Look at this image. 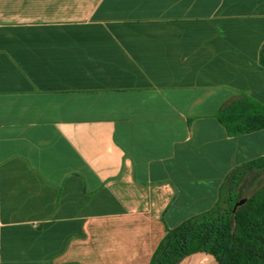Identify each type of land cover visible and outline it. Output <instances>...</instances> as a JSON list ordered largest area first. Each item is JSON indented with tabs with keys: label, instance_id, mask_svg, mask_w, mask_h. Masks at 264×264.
Listing matches in <instances>:
<instances>
[{
	"label": "crops",
	"instance_id": "obj_1",
	"mask_svg": "<svg viewBox=\"0 0 264 264\" xmlns=\"http://www.w3.org/2000/svg\"><path fill=\"white\" fill-rule=\"evenodd\" d=\"M264 0H0V264H149L264 154Z\"/></svg>",
	"mask_w": 264,
	"mask_h": 264
},
{
	"label": "trees",
	"instance_id": "obj_2",
	"mask_svg": "<svg viewBox=\"0 0 264 264\" xmlns=\"http://www.w3.org/2000/svg\"><path fill=\"white\" fill-rule=\"evenodd\" d=\"M259 63L264 66V43ZM216 116L232 135L264 128V105L243 93ZM248 188L253 191L246 195ZM241 198L246 199L233 212ZM197 249L215 251L229 264H264V154L234 167L210 208L166 229L149 264H175Z\"/></svg>",
	"mask_w": 264,
	"mask_h": 264
},
{
	"label": "water",
	"instance_id": "obj_3",
	"mask_svg": "<svg viewBox=\"0 0 264 264\" xmlns=\"http://www.w3.org/2000/svg\"><path fill=\"white\" fill-rule=\"evenodd\" d=\"M245 199L246 198H241L237 200L233 205L232 211L234 212L236 208L245 201ZM201 255L211 257L217 264H229L220 254L208 249H197L187 252L180 259H182L183 264H190L194 257H198Z\"/></svg>",
	"mask_w": 264,
	"mask_h": 264
},
{
	"label": "rangeland",
	"instance_id": "obj_4",
	"mask_svg": "<svg viewBox=\"0 0 264 264\" xmlns=\"http://www.w3.org/2000/svg\"><path fill=\"white\" fill-rule=\"evenodd\" d=\"M253 191L252 188H248L246 191H245V194L246 195H249L251 192ZM211 262H214L216 263L211 257L209 256H205V255H201V256H198V257H194L191 261L190 264H210ZM175 264H183L182 263V259H180L179 261H177ZM217 264V263H216Z\"/></svg>",
	"mask_w": 264,
	"mask_h": 264
},
{
	"label": "bare ground",
	"instance_id": "obj_5",
	"mask_svg": "<svg viewBox=\"0 0 264 264\" xmlns=\"http://www.w3.org/2000/svg\"><path fill=\"white\" fill-rule=\"evenodd\" d=\"M210 264H216V263H214V262H211Z\"/></svg>",
	"mask_w": 264,
	"mask_h": 264
}]
</instances>
